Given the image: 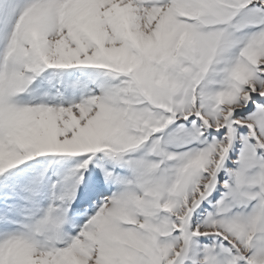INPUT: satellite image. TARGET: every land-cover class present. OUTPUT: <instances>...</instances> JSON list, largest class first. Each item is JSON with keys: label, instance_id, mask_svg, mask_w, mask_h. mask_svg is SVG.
<instances>
[{"label": "snow or ice", "instance_id": "6c2138e0", "mask_svg": "<svg viewBox=\"0 0 264 264\" xmlns=\"http://www.w3.org/2000/svg\"><path fill=\"white\" fill-rule=\"evenodd\" d=\"M0 264H264V0H0Z\"/></svg>", "mask_w": 264, "mask_h": 264}, {"label": "rangeland", "instance_id": "374dc122", "mask_svg": "<svg viewBox=\"0 0 264 264\" xmlns=\"http://www.w3.org/2000/svg\"><path fill=\"white\" fill-rule=\"evenodd\" d=\"M215 195V194H214Z\"/></svg>", "mask_w": 264, "mask_h": 264}]
</instances>
